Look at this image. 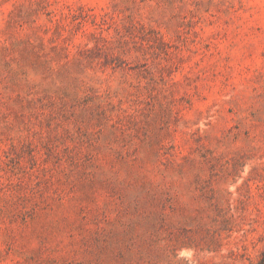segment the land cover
Listing matches in <instances>:
<instances>
[{
    "label": "rangeland",
    "instance_id": "obj_1",
    "mask_svg": "<svg viewBox=\"0 0 264 264\" xmlns=\"http://www.w3.org/2000/svg\"><path fill=\"white\" fill-rule=\"evenodd\" d=\"M0 264H264V0H0Z\"/></svg>",
    "mask_w": 264,
    "mask_h": 264
}]
</instances>
